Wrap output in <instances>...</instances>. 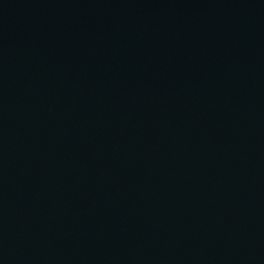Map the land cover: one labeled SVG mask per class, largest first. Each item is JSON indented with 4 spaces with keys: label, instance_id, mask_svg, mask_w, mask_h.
Returning <instances> with one entry per match:
<instances>
[{
    "label": "water",
    "instance_id": "water-1",
    "mask_svg": "<svg viewBox=\"0 0 264 264\" xmlns=\"http://www.w3.org/2000/svg\"><path fill=\"white\" fill-rule=\"evenodd\" d=\"M105 264H264V0H127Z\"/></svg>",
    "mask_w": 264,
    "mask_h": 264
}]
</instances>
